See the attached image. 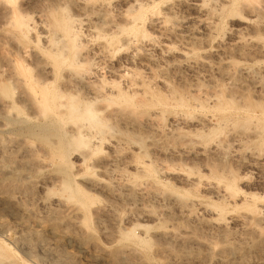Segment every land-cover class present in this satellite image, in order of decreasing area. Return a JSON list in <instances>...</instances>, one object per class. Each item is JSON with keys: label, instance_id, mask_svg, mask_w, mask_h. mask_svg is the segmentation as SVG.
I'll return each mask as SVG.
<instances>
[{"label": "rangeland", "instance_id": "1", "mask_svg": "<svg viewBox=\"0 0 264 264\" xmlns=\"http://www.w3.org/2000/svg\"><path fill=\"white\" fill-rule=\"evenodd\" d=\"M107 1L112 23L81 26L84 43L112 37L97 61L119 94L92 105L97 122L16 100L3 82L21 54L0 6V264H264V121L225 116L212 96L264 105V0H139L137 31L132 1ZM12 6L32 20L87 13L67 0ZM180 97L184 108L171 104Z\"/></svg>", "mask_w": 264, "mask_h": 264}, {"label": "bare ground", "instance_id": "2", "mask_svg": "<svg viewBox=\"0 0 264 264\" xmlns=\"http://www.w3.org/2000/svg\"><path fill=\"white\" fill-rule=\"evenodd\" d=\"M12 1L1 0L0 6L5 23L11 25L12 36L18 41L16 49L21 54V61L15 67L5 69L6 73L3 83H12V90L18 89L19 91L16 100L25 102L31 107L65 108L77 115L78 118L84 117L97 122V118L94 117L97 115V110L92 108V105L100 100H111L119 94L118 91L100 84L101 68L97 61V59L99 60V58L104 56H110L108 52L112 37H99L95 41L84 43L81 26L83 23H94L91 18H94L96 23L105 25L112 23L107 13L109 2L107 0H94L92 2L87 0H67L78 8L87 11L84 19L75 18L64 10H52L45 18H42V15L37 13V20H32L27 15L14 12ZM131 1V6L137 11L131 16L130 23H132V26L129 27V30L137 31V25L142 21L146 10L142 9L139 0ZM156 21L158 22L159 19ZM90 26L92 25L90 24ZM126 41L127 39L124 42ZM25 57L30 58V61L27 62ZM208 65L207 61L200 60L189 64L188 67L196 69L198 66ZM32 66L35 72L31 73ZM171 69L174 70L175 67ZM111 70L114 71L113 69ZM226 76L232 77L230 73H226ZM212 96L217 100V105L221 110L226 113L225 116L231 115V118L242 123H246L254 117L264 121V105L261 103H245L244 99H241V104H239L231 99H222L216 93H213ZM156 98H152L151 104L157 101H161L164 107L170 104L164 99ZM125 103L133 105L132 99L129 98L125 100ZM80 104L85 106L82 111L78 110ZM171 104L180 108L186 106V102L181 97L175 99ZM255 109L259 110V112H255ZM156 119L155 115H149L143 122L145 125L150 126L156 124ZM84 128L85 124L79 123L71 132L74 137L83 139L85 136ZM235 136L237 140H240L242 135L237 134ZM213 150L216 151L217 147H214ZM146 172L154 178L152 167L146 166ZM224 186L230 191H235L236 189L233 179L225 181ZM119 188V185H115L111 190L114 194H117ZM214 191L218 193L219 189L216 188ZM193 204L194 199L189 197L188 194L182 195L178 202L180 211L184 213L185 217L190 219L195 217L192 209ZM248 230L249 233H252L257 230V227L253 226L248 228ZM28 235L30 234L28 233ZM125 235L133 237L134 234L129 232L125 233ZM31 241L32 243L34 242L30 240V243ZM129 250L122 249L117 253L125 256L130 253ZM62 261L60 260V262Z\"/></svg>", "mask_w": 264, "mask_h": 264}]
</instances>
